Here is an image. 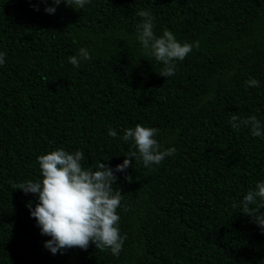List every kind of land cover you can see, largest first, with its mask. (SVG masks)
I'll return each instance as SVG.
<instances>
[{"label": "trees", "instance_id": "1", "mask_svg": "<svg viewBox=\"0 0 264 264\" xmlns=\"http://www.w3.org/2000/svg\"><path fill=\"white\" fill-rule=\"evenodd\" d=\"M45 7L0 0V264H264V233L241 213L264 181V138L229 123L233 113L264 123V0ZM139 10L155 17L157 37L199 41L169 78L137 39ZM81 47L91 59L75 67ZM136 124L159 128L162 150L176 153L148 168L132 158L130 181L117 173L119 257L94 244L53 255L27 207L36 195L12 186L42 179L37 157L57 148L82 151L85 168L106 158L114 168L137 151L121 138Z\"/></svg>", "mask_w": 264, "mask_h": 264}, {"label": "clouds", "instance_id": "2", "mask_svg": "<svg viewBox=\"0 0 264 264\" xmlns=\"http://www.w3.org/2000/svg\"><path fill=\"white\" fill-rule=\"evenodd\" d=\"M45 3L44 11L47 14H55L56 6L62 0H40ZM66 6L76 10L83 9L90 0H63ZM35 7V6H34ZM36 10H39L38 7ZM142 21L136 25L137 39L141 43L146 56L154 57L162 62L164 67L158 73L164 77H171L176 71V62L183 61L193 48H199V41L181 43L175 35L164 30L159 37L154 33L155 17L148 10L137 12ZM5 53H0V65L5 63ZM87 49L81 47L77 55L69 57V62L79 67L82 60H90ZM247 87H258L259 81L250 78L245 81ZM229 123L233 129L241 127L250 128L251 135L264 138V123L255 115L241 117L236 113L230 118ZM159 128L146 127L136 124L134 128H127L121 137L124 142L133 141L137 151H129L123 163L114 168L104 162H98L96 169L85 168L82 164L84 154L80 150L74 152L57 148L37 157L42 179L29 180L24 183H16L13 189H20L25 194L32 193L38 202L32 206L27 204L30 216L35 218L36 224L42 235L50 237L44 242V247L55 255L58 252L71 248L87 250L90 244L95 249L110 250L111 254L119 257L123 250L127 236H121L118 222L120 216L117 209L121 205L122 193L114 190L117 183V173H124L125 179L131 180L126 170L132 167L134 158L142 160L148 168L161 164L167 157L176 153V148L171 147L162 150V146L155 137L159 134ZM108 135L116 137L117 132L109 128ZM264 181L257 182L254 188H250L243 197L241 213L250 216L252 222L257 224L261 233H264Z\"/></svg>", "mask_w": 264, "mask_h": 264}]
</instances>
